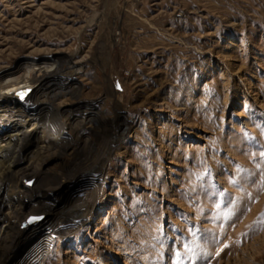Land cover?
Wrapping results in <instances>:
<instances>
[{
  "label": "rangeland",
  "instance_id": "1",
  "mask_svg": "<svg viewBox=\"0 0 264 264\" xmlns=\"http://www.w3.org/2000/svg\"><path fill=\"white\" fill-rule=\"evenodd\" d=\"M24 140L14 176L56 187L18 233L0 175V264H264V0H0V173Z\"/></svg>",
  "mask_w": 264,
  "mask_h": 264
},
{
  "label": "bare ground",
  "instance_id": "2",
  "mask_svg": "<svg viewBox=\"0 0 264 264\" xmlns=\"http://www.w3.org/2000/svg\"><path fill=\"white\" fill-rule=\"evenodd\" d=\"M71 58V57H70ZM68 58L67 61L65 62H61L59 64H56L54 69L51 70L50 68L48 69V71H41V68L39 69L38 73H36L34 76H32L31 79L27 80L25 82V85L27 86V88L25 87L24 88V91L25 92V95H27V98L25 100H22L23 103H25V101H29V100H32L33 98L37 96H39V98H43V96H51L52 93L56 90H59V89H62L63 87L65 86H68L69 84H71L73 82V73H70L71 75L69 77H62L60 75H62L63 73L62 72H67V70H71L70 68L72 66H74L72 60ZM73 59V58H72ZM58 62V61H57ZM56 62V63H57ZM55 64V63H54ZM53 66H51L52 68ZM75 67V66H74ZM72 82H71V81ZM69 82V83H68ZM71 82V83H70ZM24 84V81L21 82ZM21 83H17L15 85H13V88H15L16 86H18L19 84ZM24 85V86H25ZM20 86V85H19ZM23 87V86H22ZM22 89V88H21ZM76 89V88H75ZM15 90V89H14ZM19 90V88H18ZM74 92V90H72ZM77 92V91H76ZM17 93V92H16ZM63 95L66 94L65 93H62ZM53 102H54V99L55 97H51ZM8 100H18L16 98H13V97H5V98H2L1 99V103L2 102H8ZM19 101V100H18ZM80 112H77L75 111L74 112V116L76 114L80 115L79 114ZM77 116V115H76ZM92 121V119L90 120ZM96 122V121H95ZM80 126V125H79ZM99 126V125H98ZM98 128V127H97ZM113 128V127H112ZM80 129V128H79ZM100 129V128H99ZM101 130V129H100ZM104 130H108V132L112 131L111 128H106ZM75 133V132H74ZM104 134V132H102V135ZM106 134V133H105ZM98 141V140H97ZM104 141V140H103ZM100 143V141H99ZM104 143V148L105 149H108L110 146L109 145H112L111 143L109 142H103ZM102 144V143H101ZM31 144L29 143L28 140H24V144H19L17 146L14 147L13 149V153H15L16 155L18 154H21L18 158H15V157H10V158H6L5 160L7 162H10L9 166L3 170V172L0 173L1 175V178L2 180L5 182V186H6V190H7V193H8V189L11 186H16V188L19 190L20 188H24L26 189V192L24 194V197H23V207L20 208V209H15V212H14V215L12 217H10L8 220H9V225L11 226V228L13 229H16L18 230V233L20 232V229L23 228V224L24 222H26V218H28L29 216H32L34 214L35 211H37V207H35V209H30L26 206V203L28 202H33L34 200V197L35 195H40V194H51L52 191L55 189L56 187V184L54 185H50L49 187H46V189H43L44 187H42V185H38L36 188H33V189H27L25 186H24V182L26 180H30V179H34L35 181L39 182L41 177L39 176V173H37V171H34L32 172V174H27L25 177L23 178H16L14 176V170L13 167L15 168L18 164L20 163H23L24 162V156H23V153L24 151L27 149V147H29ZM96 145V144H95ZM94 145V146H95ZM98 145V144H97ZM96 145V146H97ZM52 146V145H51ZM54 147V149L56 150L58 147L57 146H52ZM42 148V147H41ZM46 149V148H45ZM44 149V150H45ZM51 149V148H50ZM43 150V149H42ZM43 150V151H44ZM54 150V151H55ZM103 150V149H102ZM58 151V149H57ZM109 151V150H108ZM46 153H48V157H46L44 160H43V164H47V162L49 163V161L52 159V158H56V157H60V152L58 151L57 153L53 154L51 153V151H46ZM102 153V152H101ZM106 154V150L103 151V154H101L102 156ZM100 156V157H102ZM98 157V156H97ZM99 158V157H98ZM96 158V159H98ZM83 160V159H82ZM101 161V158L100 160L94 162L93 164H96L95 166H97V164ZM80 162V161H79ZM76 163V162H75ZM42 164V165H43ZM85 164V163H83ZM92 164V166H94ZM100 164V163H99ZM76 165V164H75ZM80 165V164H79ZM79 165H77L79 167ZM82 166V165H81ZM85 166V165H83ZM72 167H75V166H72ZM95 169L93 167H91V169L89 170L90 172L91 171H94ZM85 169H82V168H77L76 172L72 175H68L66 177H64V179L68 182V181H71L72 179H76L78 176L80 175H85ZM68 174V172H67ZM14 178H16V181H11L13 180ZM54 181V180H53ZM56 181V180H55ZM31 182V181H30ZM40 183V182H39ZM57 183H59L60 185L64 184L63 182H61V180H58ZM61 189H63V185L60 187ZM86 199H87V196L85 195H82L80 196L79 199H77V201L74 203V209H72V219L71 221H76V219H73V218H77V217H83L82 216V213H81V209L82 208H86L85 207V202H86ZM2 203H0V206H1ZM32 207V206H31ZM34 210V211H33ZM1 210H0V215H1ZM29 219V218H28ZM36 234L37 232H34L32 234V241L34 240L35 241V238H36ZM20 235V234H18ZM17 239H18V236H17ZM40 244V243H38ZM39 245L36 246V248L38 247ZM40 247V246H39ZM39 247L37 249H39ZM46 255H41V256H37L33 261H31L29 264H38V260L39 259H42V263L44 261V258H45ZM5 264V263H4ZM21 264H28V263H24V261L21 263ZM40 264V263H39Z\"/></svg>",
  "mask_w": 264,
  "mask_h": 264
}]
</instances>
